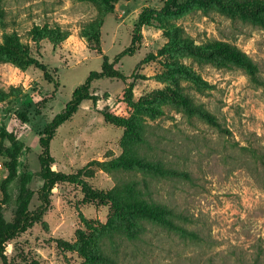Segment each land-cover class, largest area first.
<instances>
[{
    "label": "rangeland",
    "instance_id": "obj_1",
    "mask_svg": "<svg viewBox=\"0 0 264 264\" xmlns=\"http://www.w3.org/2000/svg\"><path fill=\"white\" fill-rule=\"evenodd\" d=\"M258 2L0 0V214L29 216L0 264H264V12L239 9ZM104 61L121 76L55 128L48 187L39 139Z\"/></svg>",
    "mask_w": 264,
    "mask_h": 264
},
{
    "label": "trees",
    "instance_id": "obj_2",
    "mask_svg": "<svg viewBox=\"0 0 264 264\" xmlns=\"http://www.w3.org/2000/svg\"><path fill=\"white\" fill-rule=\"evenodd\" d=\"M239 7V6H238ZM239 9L252 17H256V14L259 12H264V2H258L254 4L249 9H244L239 7ZM216 52L220 53L222 58L234 61L238 64L245 66L249 71H252V62L248 58V56L239 51L236 48H226L225 45L221 44L220 47L217 48ZM18 55L14 56L17 59ZM35 62L40 68L43 70L45 77L47 79H51L48 70L44 64L38 63L36 60L30 61ZM107 62L104 61L101 71H91L86 79L79 84L72 92L70 99L66 102L63 109H61L52 119V121L46 126L44 129V135H42L39 139L41 153H40V161L42 165L43 171V180L44 185L48 187H53L55 184L64 181L62 178L63 174L52 169L50 166V154H49V141L55 131V128L63 123L64 121L68 120L77 110L80 103L90 98V83L92 80L105 77V76H121V73L115 71L111 72L110 70L106 69ZM55 85L57 86L58 83L55 81ZM5 137L4 133L0 132V138ZM16 162V156H12V160L6 165V168L9 169L8 177H12L15 173L14 167ZM117 191L115 190V193ZM138 213L144 218L148 220H156V221H167L171 228L176 229L182 233H192L193 231L188 230L183 224L177 220V218L186 219L185 216H181L171 207L163 206L160 210H155V208H151L150 205H142ZM29 216L26 212V203L23 202L17 211L16 219L12 223L5 222L4 218L0 214V256L4 257V252L6 250L5 243L15 236L17 233H20L26 229V225L28 223ZM138 236V234H136ZM29 263V262H28Z\"/></svg>",
    "mask_w": 264,
    "mask_h": 264
}]
</instances>
